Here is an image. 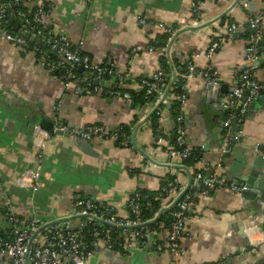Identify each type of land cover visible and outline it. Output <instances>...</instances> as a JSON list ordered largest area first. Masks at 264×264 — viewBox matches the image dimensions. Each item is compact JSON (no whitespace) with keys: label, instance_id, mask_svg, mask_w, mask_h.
I'll return each instance as SVG.
<instances>
[{"label":"crops","instance_id":"1","mask_svg":"<svg viewBox=\"0 0 264 264\" xmlns=\"http://www.w3.org/2000/svg\"><path fill=\"white\" fill-rule=\"evenodd\" d=\"M194 0H30L28 6L51 5V26L67 35L92 60L104 63L112 58L115 73L131 93L142 90L141 80L163 68L167 59L171 79L162 93L149 102H138L108 94L116 81L106 79L100 90L77 91V83L66 84L52 76L39 63L34 52H27L5 38L0 25V222L5 201L27 217L59 220L73 214L74 201L89 197L102 206L115 208L120 218L129 217L128 201L139 189L158 191L166 177L174 176L180 186L195 190L193 203L181 238L183 254L178 264H264V46H258L250 28V17L264 9V0H204L198 22ZM140 18L162 22L173 28L165 47H154L159 34L155 25H141ZM225 18L223 23L221 20ZM243 26L232 32L230 26ZM17 27V26H16ZM222 38L209 58L207 50ZM253 49V51H251ZM262 85L260 96L251 104L246 119L236 122L233 133L224 126L228 111L214 101L204 76L210 68L216 82L229 92L236 75L249 67ZM173 58L193 59L198 74L187 82L188 100L184 108L187 140L201 151L197 169L206 175L219 174L234 182L235 174L249 177L252 197L243 191L224 187L204 194L194 168L179 158H171L169 143L156 140L152 115L159 110L158 124L167 139L175 134L171 87L181 71ZM83 72V71H82ZM81 72V73H82ZM217 100V99H216ZM158 108V109H157ZM36 116L47 117L66 129L42 135L43 146L27 140L29 126ZM225 118V121H222ZM233 122V123H234ZM100 124L109 132L128 127L130 144L122 146L114 138H94L90 151H84L74 131ZM227 134H238L233 145L238 152L224 158L221 147ZM229 151V152H230ZM31 166L40 171L37 190L19 184L20 176ZM185 168H184V167ZM246 186V185H245ZM183 190V191H184ZM182 191V192H183ZM179 194V196L182 194ZM79 224L80 220H74ZM167 244L168 231L151 235L148 244L136 242L126 253L100 251L102 264H169L171 252L156 250L154 242ZM0 264H7L0 254Z\"/></svg>","mask_w":264,"mask_h":264},{"label":"built area","instance_id":"2","mask_svg":"<svg viewBox=\"0 0 264 264\" xmlns=\"http://www.w3.org/2000/svg\"><path fill=\"white\" fill-rule=\"evenodd\" d=\"M22 0L3 2L0 0V25L4 23L6 13L11 11L13 15L20 18L18 34L5 31V38L15 46L26 49L29 46L27 33L33 38L42 36L46 41L49 51L34 49L39 52L37 58L53 77L61 79L55 74V70L63 64V61H52L49 57L51 52H55L60 58H64L73 64V66L82 67L83 71L93 74L95 78L94 86L89 77L80 78L72 71H66L62 78H66V84L77 83V91L100 90L99 83L111 79L113 81H123L124 77L115 73L112 58H108L104 63H98L82 51L79 44H75L65 34H57L51 26L52 8L48 3H40L36 6H28L30 0H24L28 13L33 11L29 18L25 11H14L13 6L20 4ZM204 0H194L192 3L194 20L199 21L201 7ZM244 6H248V0H240ZM250 25L254 30L256 40L264 41V9L249 19ZM139 23L145 25H155L171 35L173 28L166 26L162 22H152L145 18H140ZM2 26V25H1ZM232 32H237L239 26L232 24ZM171 40L169 37L168 41ZM222 38L213 41L207 50V56L211 58L220 46ZM253 51V49H251ZM52 54V53H51ZM255 56L250 53L248 57L249 67L238 73L235 77L236 85L231 94L225 97L221 105L228 111V117L224 123L227 129H230L233 122H242L246 119L251 104L260 96L262 85L256 80L253 69L255 65ZM187 72L184 75V88L187 82L198 74V69L192 58L187 60ZM204 76L216 82V76L210 68L204 72ZM171 79V74L163 68L149 76L148 79H142V87L147 88V94L160 95L162 88L160 84L166 85ZM63 80V79H62ZM167 81V83H166ZM175 81V77L172 82ZM186 91V90H185ZM108 94L112 96H121L126 99H132L129 92H122L117 89H109ZM157 98V96H156ZM179 103L180 111L175 120V134L172 140L167 139L160 127L155 129L156 140L159 143L168 142V153L171 158H179L182 162L188 158L193 150L187 140V129L185 122L184 108L186 107L188 94L184 92L175 97ZM158 109V108H157ZM160 114V111L157 110ZM63 126H55V130H65ZM47 131L36 127L33 134V141L43 146ZM74 135L83 140L94 138H114L122 146H128L131 142L128 133L121 130L109 132L100 124H92L74 131ZM239 138L238 134H227L224 138L221 153H227L231 150L232 144ZM195 178L201 185L202 192L209 194L218 189L228 187L234 192H241L246 186L235 182H228L217 173L206 175L203 171H196ZM19 184L37 190L41 186L40 171L36 169H27L19 178ZM177 179L171 180L161 188L160 194L156 197L163 198L160 211L155 212L153 219L143 220L141 216L142 204L140 196L135 193L128 201L129 217L120 218L112 206H102L89 197H78L74 201L73 214L59 220H46L39 216H24L20 214L11 200L5 201L2 214V223L0 222V254L4 257L7 264H102L99 261L100 250L97 247L105 249H116L119 252L126 253L133 248L136 242L148 244L152 232H149L148 224L155 221L164 211H170L172 222L168 231V242L155 241L156 250L162 251L168 249L172 256L169 264H178V260L183 254L181 247V238L185 232V221L187 212L193 204L192 191L187 188L184 190ZM183 191V192H182ZM182 195L179 197V194ZM178 198V200H177ZM74 220H80L79 224H74ZM89 223L94 224L93 230H87ZM90 236L91 241H86ZM212 264H223L221 261Z\"/></svg>","mask_w":264,"mask_h":264},{"label":"trees","instance_id":"3","mask_svg":"<svg viewBox=\"0 0 264 264\" xmlns=\"http://www.w3.org/2000/svg\"><path fill=\"white\" fill-rule=\"evenodd\" d=\"M9 1H14V0H3V2H9ZM24 0H22L20 2V4H15L13 6L14 11H25L27 12V16L30 18L33 15V11L30 13H28V9L27 6L24 4L23 2ZM225 20V18H223L221 20V22L223 23V21ZM20 23V18L16 15H13L11 13V11H8L6 13V17L4 18V23H2V27L4 28L5 31H9L15 34H18V31L16 30V26L17 24ZM169 37H172L170 32H164L162 34H159L158 37L156 38L155 42H153V46L156 47H165L168 43V39ZM27 39L29 42V46L25 49L27 52H34V49L37 48L38 51L40 50H46L49 51V47L46 43V41L44 40V38L42 36H37V37H32L29 33H27ZM36 57H39V52H34ZM86 54V53H85ZM50 59L52 61L58 62L59 60L63 61V64L61 66H59L57 68V70H55V74L59 77H61V79L63 80H67L66 78H62V75L66 72V71H72L73 73H75L78 77L80 78H84V77H89V80L92 81V87L94 86V82H95V78L93 76L92 73L87 72V71H83L82 73L79 71V67L78 66H73V64L71 62H69L68 60H65L64 58H60L59 55L55 56L53 54L50 53L49 55ZM173 64L181 71V75L177 76L178 79L177 81L173 82V85L171 87V93L172 95H174V97L186 92L185 88H184V75L187 72V63L186 61L181 62L178 58H173ZM163 69L167 72L170 73V65L167 61V59H164L163 61ZM149 77L143 78V79H148ZM176 80V78H175ZM167 83V81H166ZM166 85L160 84V88L165 87ZM113 89H117L120 90L122 92H129L131 93L128 89H126L123 84L121 83V81L117 80L114 84V86L112 87ZM157 92H153L152 94H147V88L143 87L142 90L140 92H133L131 93L132 98L135 101L138 102H149V101H153L156 99V94ZM171 111H172V116L176 118L177 114L180 111L179 108V103L176 99L172 100V104H171ZM158 113L157 111H155L152 115V121H153V127L154 129H156L159 124H158ZM121 131L126 132V133H130V130L128 127H123L121 129ZM201 151L198 148H193L190 156L186 159L183 160V163L187 166V167H191L194 168L195 172L196 171H201L200 169H197V164L201 161ZM175 177L170 175L168 177H166V179L163 181V185L162 187L166 186L168 184L169 181L174 180ZM161 187V188H162ZM161 188L158 191H149L146 189H139L137 190L135 193H138L140 196V200H141V204H142V213L141 216L143 217V220H151L153 219L155 212L160 211L161 207H162V203H163V198H156L160 192H161ZM192 191V201L193 203H195L198 200V197L195 195V190L193 189H189ZM134 193V194H135ZM133 194V195H134ZM132 195V196H133ZM131 196V197H132ZM190 215V210L187 212V217ZM172 222V216L170 214V211H164L162 212L159 217L155 220V221H151L148 224V229L149 232H152L153 235L157 234L158 232H164V231H169L170 229V224ZM94 224L93 223H89L86 227L87 230H93L94 229ZM86 241H91V237L88 236L86 238ZM113 251H118L116 249H113Z\"/></svg>","mask_w":264,"mask_h":264},{"label":"water","instance_id":"4","mask_svg":"<svg viewBox=\"0 0 264 264\" xmlns=\"http://www.w3.org/2000/svg\"><path fill=\"white\" fill-rule=\"evenodd\" d=\"M239 1L240 0H238V2ZM244 26L250 28L251 27L250 22H248ZM18 27H19V24H17L16 29H18ZM242 27L243 26H240L239 30ZM250 31L254 34V30L253 29L250 28ZM257 44H258V46H264V41L258 40ZM51 53L53 55L57 56V54L55 52H51ZM79 71L82 72L83 68L79 67ZM207 90L209 91L211 97H216V95L218 96L217 98L214 99V101H218V99L220 97H224V98L227 97L228 96V92H229V89H228V87H226V85L224 86V85H222V84H220L218 82H209L208 85H207ZM263 92H264V90H263ZM222 121L224 122L225 118H222ZM236 124H237L236 122L233 123V129H232L233 133L237 131ZM55 126H56V123L54 121L50 120L49 118L36 116L35 120L29 126V129H28V132H27V140L29 141V143L32 142L33 134H34V131H35L36 127H40L41 129H43V130H45L47 132L55 131L56 133H63L61 130H55ZM77 144H80V146H82L83 150L86 151V152L90 151V149H91L90 146H89V143L86 142V141L84 143V140L81 139V138H78ZM232 151L238 152L237 148L235 147V145L232 146ZM231 153H232L231 151L227 152L224 155V158L230 156ZM36 168H37L36 166H31L29 169H36ZM232 180L235 183H237V184L244 185V186L246 185L247 188L251 187L249 177H247V176L239 175V174H235L234 173V176H232ZM252 193H253V191H249V190H245L243 192L244 196H247V197H250V196L252 197ZM177 200H178V198H177ZM192 208H193V205L190 207V209H192ZM97 249L102 251V248H100V247H97Z\"/></svg>","mask_w":264,"mask_h":264}]
</instances>
